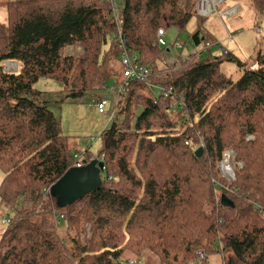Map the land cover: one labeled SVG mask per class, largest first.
<instances>
[{"label":"trees","instance_id":"1","mask_svg":"<svg viewBox=\"0 0 264 264\" xmlns=\"http://www.w3.org/2000/svg\"><path fill=\"white\" fill-rule=\"evenodd\" d=\"M252 1L264 15V0ZM121 2L124 44L150 79L131 80L117 94L116 116L101 135V188L61 208L44 190L76 165L82 148L63 134L37 84L61 82L60 104L96 96L123 73L110 62L121 61L117 21L109 0H0L8 13L0 23V205L7 227L0 264H127L126 253L146 250L159 264H208L215 252L235 264H264V56L251 69L227 51L203 60L193 54L173 70L158 30L182 32L197 15L190 39L207 51L218 43L202 29L207 17L197 14L198 0ZM224 61L237 63L238 79L221 72ZM228 146L236 167L231 185L219 172ZM222 195L232 205H223Z\"/></svg>","mask_w":264,"mask_h":264},{"label":"rangeland","instance_id":"2","mask_svg":"<svg viewBox=\"0 0 264 264\" xmlns=\"http://www.w3.org/2000/svg\"><path fill=\"white\" fill-rule=\"evenodd\" d=\"M233 5L240 6V11L236 16L229 17L224 15L223 19H221L216 14H213L204 19L202 29L216 38L213 43L218 42L217 44L211 45L212 47H210L209 51L205 50L206 45L204 43L200 46H196L190 39L191 33H193L199 25V17L197 15L193 16L182 32H179L175 27L166 30L165 40L168 45L164 46V48L167 50L169 57L165 56L166 65L170 66L173 70H178L182 68L183 60L192 57L191 55L193 54L199 55L197 57L203 60L224 57L225 51H227L247 65V68L257 69L258 56H264V33H259L256 27L258 25L264 27V15L256 11L252 0H225L219 7L220 13H223L227 8ZM7 18V10L5 8H0V23H6ZM230 35H232V37H230ZM176 42L185 44L184 48L182 50L176 49L174 47ZM66 51L68 54H77L74 48H68ZM110 62L118 65L119 67H117L120 70L123 69L121 61L119 62V60H116L114 56H110ZM13 64L11 63L9 68H11V70L17 69V64ZM220 70L234 80L241 76V71H239L236 62L224 61L220 66ZM124 80L125 76L119 71V73L113 74L112 77L110 76L108 84L106 85L107 87L100 88L101 91L99 92L98 90L97 92L99 93H96V96L89 95L77 101L67 100L63 102V104H60V100L64 97V94L61 92L63 87L61 82L42 79L37 84L40 90L47 92L44 97L51 101L50 108L60 117L63 134L74 139L77 142V147L82 148L81 152H78L82 154V158L85 159V157L88 156L86 155L88 152H90L92 159L99 156L102 148V132L112 125V114L114 117L116 116V101L118 95L113 94L111 89ZM99 98L108 101L106 113H102L98 109L97 100ZM247 139H255V136L249 135ZM83 149H86V152H83ZM225 149H232V146H228ZM221 163L222 162H220V165ZM231 164L236 172L233 158L231 159ZM243 166V162L238 163V167L243 168ZM219 172L222 174L220 166ZM5 175V171L0 168V186L4 181ZM222 177L228 181L223 174ZM4 215L5 209L0 205V241L4 230L7 228L6 225L2 223ZM146 251L141 255L131 253L129 255L141 261L139 264H159L157 256H155L154 253L146 254ZM148 252L150 253L151 251L148 250ZM125 256L126 259L130 258L127 255ZM224 259L221 252H215L210 254L207 260L208 264H224ZM229 259V257L225 259L227 263Z\"/></svg>","mask_w":264,"mask_h":264},{"label":"built area","instance_id":"3","mask_svg":"<svg viewBox=\"0 0 264 264\" xmlns=\"http://www.w3.org/2000/svg\"><path fill=\"white\" fill-rule=\"evenodd\" d=\"M112 8H113V16L117 21V28L119 30L118 33V38L120 43V47H122V55H121V63L123 65V76H125V80L116 85L111 89V92L113 94H121L122 92L125 91L126 86L129 85L131 80H138V81H143V82H149L150 75H151V70L149 68H146L143 66L140 61L136 59V57L132 56L130 51L126 49L125 46V41L123 39V35L121 33L122 27H121V19H120V13L123 7V4L121 0H109ZM225 0H198L197 5H196V12L198 15L203 16V17H209L212 14H216L220 18H223L224 15H227L229 17L235 16L238 11H239V6L238 5H233L232 7L227 8L223 13H220L219 7L224 3ZM257 30L259 32H264V27L261 25L257 26ZM166 36V30L160 29L158 30V44L162 46H167V42L165 40ZM231 36V35H230ZM184 44L181 42H176L174 44V47L176 49H181L183 48ZM10 67V64H9ZM106 88V87H105ZM158 90L160 93H163L165 96H169L173 94L172 88H164L161 86H157ZM98 109L102 113H106V108L108 105V101L106 99L99 98L98 101ZM114 118V115L112 114V119ZM83 152H86V149H83ZM76 165L75 166H84L86 165V161L84 158H82L81 153H76ZM233 157V150L232 149H225L224 150V155H223V161H221L220 169L222 174L228 179V183L233 182L236 180V172L231 164V159ZM99 160L104 161L105 156L102 155L98 157ZM219 184V182L217 183ZM45 195L49 194L51 195V187L46 188L44 190ZM52 196V195H51ZM3 222L9 223V219H4ZM198 255L200 259H205L206 258V253L204 251H199ZM127 264H139L141 261H138L135 258H128L125 259Z\"/></svg>","mask_w":264,"mask_h":264},{"label":"water","instance_id":"4","mask_svg":"<svg viewBox=\"0 0 264 264\" xmlns=\"http://www.w3.org/2000/svg\"><path fill=\"white\" fill-rule=\"evenodd\" d=\"M202 147L196 153L201 155ZM105 171V162L99 158H93L84 166H74L70 168L55 184L51 187V195L57 199L58 205L65 208L74 204L77 200L101 188L103 179L102 173ZM223 205H232L226 195H222ZM228 264H235L230 259Z\"/></svg>","mask_w":264,"mask_h":264},{"label":"crops","instance_id":"5","mask_svg":"<svg viewBox=\"0 0 264 264\" xmlns=\"http://www.w3.org/2000/svg\"><path fill=\"white\" fill-rule=\"evenodd\" d=\"M238 6H239V5H238ZM256 29H257V27H256ZM257 31H258V30H257ZM258 32H259V31H258ZM259 33H264V32H259ZM230 37H232V35H231ZM184 45H185V44H184ZM161 47H163V46H161ZM97 101H98V100H97ZM144 253H145V252H144ZM147 253H148V254H152V252L149 253L148 250L146 251V254H147ZM129 254H130V253H126V255L130 257L131 255H129ZM131 254H132V253H131ZM155 256H156V255H155ZM130 258H133V257H130ZM157 258H158V257H157ZM158 260H159V259H158Z\"/></svg>","mask_w":264,"mask_h":264}]
</instances>
